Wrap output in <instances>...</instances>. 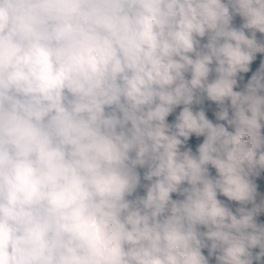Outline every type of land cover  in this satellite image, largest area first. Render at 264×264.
Returning a JSON list of instances; mask_svg holds the SVG:
<instances>
[{"label": "clouds", "instance_id": "9594fccd", "mask_svg": "<svg viewBox=\"0 0 264 264\" xmlns=\"http://www.w3.org/2000/svg\"><path fill=\"white\" fill-rule=\"evenodd\" d=\"M0 264H264V0H0Z\"/></svg>", "mask_w": 264, "mask_h": 264}]
</instances>
